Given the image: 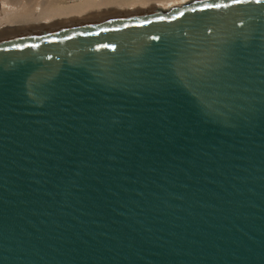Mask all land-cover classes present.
<instances>
[{
	"label": "water",
	"instance_id": "obj_1",
	"mask_svg": "<svg viewBox=\"0 0 264 264\" xmlns=\"http://www.w3.org/2000/svg\"><path fill=\"white\" fill-rule=\"evenodd\" d=\"M0 264H264V0L1 38Z\"/></svg>",
	"mask_w": 264,
	"mask_h": 264
},
{
	"label": "bare ground",
	"instance_id": "obj_2",
	"mask_svg": "<svg viewBox=\"0 0 264 264\" xmlns=\"http://www.w3.org/2000/svg\"><path fill=\"white\" fill-rule=\"evenodd\" d=\"M190 0H0V39L49 27L83 23Z\"/></svg>",
	"mask_w": 264,
	"mask_h": 264
}]
</instances>
